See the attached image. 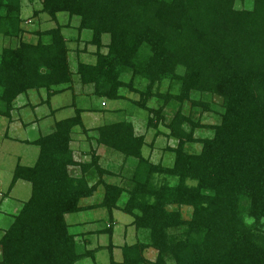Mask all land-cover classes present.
<instances>
[{
    "label": "trees",
    "instance_id": "trees-1",
    "mask_svg": "<svg viewBox=\"0 0 264 264\" xmlns=\"http://www.w3.org/2000/svg\"><path fill=\"white\" fill-rule=\"evenodd\" d=\"M41 2L32 17L46 14L56 27L29 30L33 20H25L24 0H0V37L10 42L0 51V116L10 119L16 101L30 91L45 90L43 103L49 104L78 80L92 87V96L130 101L145 112L139 121L145 132L138 134L124 117L89 137L85 110L72 103V117L28 141L39 148L37 161L15 166L9 192L24 181L31 196L0 238V264L94 260L100 249L87 250L86 236L72 233L67 217L95 208L106 209L110 220L115 211L130 215L131 225L149 234L147 242L124 245L119 261L111 243L109 264H264V0ZM61 13L69 16L66 26L58 23ZM73 18L77 39L63 34ZM84 32L91 33L86 45L95 47V59L82 60L77 48L73 69L69 45ZM154 98L162 101L159 108L149 106ZM198 111L214 113L220 122L202 124ZM161 126L178 142L169 149L175 154L171 167L143 153L148 131L161 135ZM77 127L97 145L89 161L72 148ZM199 128L212 136L196 138ZM196 143L201 150L189 151ZM103 147L133 163L128 187L106 182L114 174L101 164ZM100 186L102 201L82 206ZM183 207L192 209L189 219ZM104 233L111 240L112 227ZM150 249L155 260L146 256Z\"/></svg>",
    "mask_w": 264,
    "mask_h": 264
},
{
    "label": "rangeland",
    "instance_id": "rangeland-1",
    "mask_svg": "<svg viewBox=\"0 0 264 264\" xmlns=\"http://www.w3.org/2000/svg\"><path fill=\"white\" fill-rule=\"evenodd\" d=\"M24 12L27 16L25 20L32 19V23L30 22L28 25L29 30H48L56 27V22L51 21L50 17L46 14L39 16V18L34 19L32 17L34 10H41L42 2L41 0H24ZM248 5V4H247ZM69 21V16L65 13H61L58 15V23L63 26H66ZM37 22V23H36ZM35 24V26H34ZM78 19L73 18L71 20V27L64 28L63 34L66 38L77 39L78 32L75 27L78 26ZM34 28V29H33ZM37 28V29H36ZM79 43L73 42L69 46L72 49L71 52V61L73 63V69L76 68L77 55L75 53V49L79 48L81 51H84V54H81V59L86 62L94 61L95 57L93 52L95 51V47L87 46L86 42H89L91 39L90 32H84L79 35ZM34 39V38H33ZM107 40V39H106ZM10 44L9 41L0 37V51L3 47H6ZM128 80V78H125ZM76 82L73 85V88L76 93V97L71 92H65L63 94L57 95V105L68 106L72 103H76L79 108L82 109H93L97 110L94 112H87L82 115L84 126L90 131L87 136L95 135V128L104 124L112 123L121 120V118H129L135 125L138 134H142L145 132V124L139 122L146 118V113L143 111H139L136 107H134L130 101H112V100H103L96 96H92L89 92L91 91V86H81L79 82ZM168 88V84H164L161 88V92H165ZM72 91V90H71ZM123 93L130 100H139V94L136 93H128L127 91H123ZM174 93H177V89L174 90ZM47 92L45 90L42 91H30L27 95H22L17 101L15 105V109L17 106L26 107L27 111H19L13 110L16 124V129L13 127L8 129L9 120L6 117L0 116V194L1 200L7 199L9 204L0 206V238L3 236L6 228L9 227L11 222H13L14 217L20 212L23 204L28 201L31 196V185H27L26 183H21L22 185H26V189H17L9 192V187L11 185L13 175L12 170L15 167L16 160L18 157L21 159V165L24 166H32L31 158L37 161L39 155L38 147H28V145L22 144L20 142H15L11 139V137H20L27 139H37L41 135H45L48 131L46 128H43V125H47L48 123L53 122L52 119H46L41 124V119H45V114L48 112V105H42L44 99H46ZM90 94V95H89ZM55 98V99H56ZM54 99V100H55ZM217 101L221 103V99L217 98ZM54 102V101H53ZM105 103L106 106H103L102 103ZM162 101L159 99H152L149 102V106L153 108H159ZM28 104L34 105V108L27 106ZM54 105V103H53ZM29 107V108H28ZM123 109L118 113L117 109ZM75 108L71 106L70 108H65L64 110L58 112L55 115L57 120H63L74 115ZM44 116V118H43ZM196 117L201 120L202 124H217L220 122V116L214 113H201L198 111L196 113ZM37 118V122L33 125ZM48 120V121H47ZM31 123V124H30ZM28 126L27 129H25ZM190 128L188 127V130ZM93 130V131H92ZM74 138H76V142H78V146L86 149L87 155H83L82 159L84 161L91 160V149L97 148L95 141H89L87 136L82 133V128L77 127L75 130ZM160 131L163 133L161 135L155 136V130H149L146 138V146L144 147V155L150 161L155 164L161 163L163 166L171 167L174 164L175 154L169 152L170 148H176L178 142L174 139H169L166 135L168 130L164 127H160ZM79 133V134H78ZM8 134V135H7ZM212 131L204 128H199L195 131L196 138H206L212 136ZM6 136V137H5ZM189 151L191 152H199L201 150V144L196 143L188 146ZM31 150V152H30ZM33 150V151H32ZM99 155H101V164L104 168L110 170L114 176L106 178V182L117 184L119 186L128 187L129 177L133 172V163L127 162L125 163L124 157L112 151L108 148H100L98 150ZM78 155V154H76ZM81 159V160H82ZM15 169V168H14ZM14 172V170H13ZM105 189L103 186L98 188L96 194L91 197L84 199L82 201V206H94L100 203L104 197ZM128 196L124 195L121 197L119 204L123 207L126 202ZM183 216L185 219H189L192 209L189 207H183L181 209ZM133 218L130 215H127L120 211H115L114 220H110L109 215L106 209L103 208H95V209H87L81 213L72 214L67 217V221L71 226V232L76 235L84 234L86 236V240L89 243L87 246V250H98L95 255V259L86 258L82 260L79 264H109L110 262V252L109 247L112 243L114 245V257L116 260L122 259V250L121 248L128 244L132 245L138 241L147 242L149 234L147 231H137L135 226H132ZM113 229V235L110 240L108 233H104L109 227ZM80 244H83L82 238H77ZM86 242V243H87ZM83 247V246H81ZM83 249V248H82ZM146 256L150 260H155L156 252L154 250H147ZM0 261H1V248H0Z\"/></svg>",
    "mask_w": 264,
    "mask_h": 264
},
{
    "label": "crops",
    "instance_id": "crops-1",
    "mask_svg": "<svg viewBox=\"0 0 264 264\" xmlns=\"http://www.w3.org/2000/svg\"><path fill=\"white\" fill-rule=\"evenodd\" d=\"M76 82V81H75ZM78 82V81H77ZM83 87H85V86H83ZM72 90V91H71ZM73 91H75V89L74 88H72V89H69V90H66V91H64V92H62V93H60V94H63V93H65V92H71L72 94H73V96L74 97H76L77 95H76V93H74ZM92 91H93V89H91V91L89 92L91 95H92ZM89 94V95H90ZM57 95H59V94H57ZM57 95H54L52 98H51V100H50V103L49 104H47L48 106V112L45 114V119H41V122H40V124L44 121V120H46L47 118L50 120V119H52L53 120V122H51V123H48L47 122V125H43L42 127L43 128H46V130L48 131L46 134H49V133H51L52 132V130H53V128H54V126H55V123L56 122H58V121H60V120H57L56 118H55V115L58 113V112H60V111H62V110H64L65 108H70L71 107V105H68V106H61V105H57ZM48 98V95L46 94V99ZM56 98V99H55ZM46 99H44V100H42V101H45ZM55 99V100H54ZM54 101V102H53ZM53 103H54V105H53ZM42 105H45L44 103H42ZM23 106V105H22ZM21 105L20 106H17L16 107V109H15V111L14 112H16V111H19L20 113H22V111H27V109H26V107H22ZM27 106H29V107H32V108H34V105H31V104H28ZM28 107V108H29ZM85 111H84V113H87V112H94V111H97V110H89V109H84ZM74 112H75V110H74ZM83 113V114H84ZM15 116H14V113L12 112V117L10 118V119H8L9 120V124H8V129H10V128H14V129H16L17 127H16V124L14 123V121H15V118H14ZM43 118H44V116H43ZM33 121H35L34 123H33V125L38 121L37 120V118H35ZM48 121V120H47ZM45 122V121H44ZM31 124V123H30ZM16 127V128H15ZM28 128V126L25 128V129H27ZM45 134V135H46ZM8 135V134H7ZM6 137V136H5ZM11 139L13 140V141H15V142H20V143H22V144H25V145H28V147L30 146V147H36V146H34V145H31V144H28V141H33V140H35V139H27V138H20V137H11ZM76 138H74V140H73V143H72V148L75 150V152H76V154H78V157L79 158H81L82 159V157H83V155L85 156V155H87V152L85 151L86 149H83V148H81V147H79L78 145V142H76V140H75ZM33 151V150H32ZM30 152H31V150H30ZM28 159H30V160H32L31 162V164H32V166L36 163V160H33V159H31V158H29L28 157ZM18 163H20L21 164V159L18 157V159L16 160V163H15V166L18 164ZM15 168V167H14ZM13 168V170H15ZM13 170H12V175H13ZM21 183H26L27 185H30L29 183H27V182H24V181H19V182H17V184L15 185V187L12 189V190H14V189H17V187H18V189H26L27 188V186L24 184V185H22ZM19 184V185H18ZM18 185V186H17ZM17 186V187H16ZM31 187V186H30ZM12 192V191H11ZM10 192V193H11ZM31 194V193H30ZM1 195L2 194H0V197H1ZM6 202H7V199H5V200H1L0 199V206H2V205H4L5 207H6V205L7 204H9V202H7V204H6ZM8 206V205H7Z\"/></svg>",
    "mask_w": 264,
    "mask_h": 264
}]
</instances>
